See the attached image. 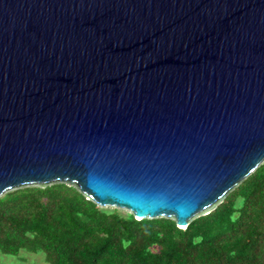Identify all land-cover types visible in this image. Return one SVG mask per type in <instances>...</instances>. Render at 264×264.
Listing matches in <instances>:
<instances>
[{"label":"water","instance_id":"95a60500","mask_svg":"<svg viewBox=\"0 0 264 264\" xmlns=\"http://www.w3.org/2000/svg\"><path fill=\"white\" fill-rule=\"evenodd\" d=\"M262 161L264 0H0V195L185 228Z\"/></svg>","mask_w":264,"mask_h":264},{"label":"trees","instance_id":"16d2710c","mask_svg":"<svg viewBox=\"0 0 264 264\" xmlns=\"http://www.w3.org/2000/svg\"><path fill=\"white\" fill-rule=\"evenodd\" d=\"M47 264H264V161L185 228L103 209L66 182L0 195V253Z\"/></svg>","mask_w":264,"mask_h":264},{"label":"rangeland","instance_id":"374dc122","mask_svg":"<svg viewBox=\"0 0 264 264\" xmlns=\"http://www.w3.org/2000/svg\"><path fill=\"white\" fill-rule=\"evenodd\" d=\"M103 209L114 208L110 206H100ZM121 213H129L127 210L122 208H116ZM0 264H47L43 260L42 252H29L21 250L16 256L5 255L0 253Z\"/></svg>","mask_w":264,"mask_h":264}]
</instances>
